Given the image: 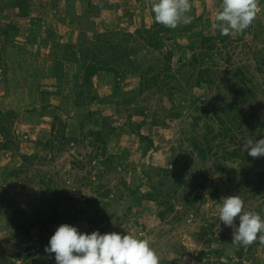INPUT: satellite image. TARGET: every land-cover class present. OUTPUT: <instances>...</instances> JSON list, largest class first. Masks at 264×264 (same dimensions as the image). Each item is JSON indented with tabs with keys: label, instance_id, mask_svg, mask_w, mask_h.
I'll list each match as a JSON object with an SVG mask.
<instances>
[{
	"label": "rangeland",
	"instance_id": "obj_1",
	"mask_svg": "<svg viewBox=\"0 0 264 264\" xmlns=\"http://www.w3.org/2000/svg\"><path fill=\"white\" fill-rule=\"evenodd\" d=\"M5 1L0 0V25L15 21L19 32L10 41L0 37V122L8 119L4 129L0 123V264H56L44 243L60 224L86 234L139 235L160 264H264L259 234L251 245H241L238 257L233 229L219 220L217 206L221 197L239 196L244 211L264 219V183L252 196L248 182L264 170V156L242 150L244 140L264 137V0H258L256 19L242 33L219 32L224 41L213 28L222 0H189L191 22L173 29L161 47L142 35L152 24V0H29L30 14L23 19L15 8L3 6ZM88 6L89 14L82 11ZM47 30L72 43L67 53L77 56V62L58 66L62 78L50 75ZM109 30H122L112 42L116 49H131L132 61H124L115 74L97 69L89 92L81 75L86 63L98 65L101 57L89 48L96 32ZM28 31L34 38L25 42ZM203 34L213 35L212 57L206 59L216 64L214 83L194 85L186 93L182 77L197 71L190 61L193 54L201 56ZM168 49L172 69L159 77L168 79V86L162 81L147 86L142 74L156 59V70L161 69ZM236 67L254 96L248 98L245 85L234 83ZM231 117L238 123L219 133L221 120L226 125ZM99 129L104 130L98 139ZM205 132L211 146L202 159L191 138L204 143ZM235 147L242 158L224 156ZM160 167L184 173L176 192ZM151 183L171 208L145 195ZM19 221L30 227V236L20 234ZM234 223L238 227V217Z\"/></svg>",
	"mask_w": 264,
	"mask_h": 264
},
{
	"label": "clouds",
	"instance_id": "obj_2",
	"mask_svg": "<svg viewBox=\"0 0 264 264\" xmlns=\"http://www.w3.org/2000/svg\"><path fill=\"white\" fill-rule=\"evenodd\" d=\"M154 21L175 29L180 24H189L191 10L189 0H152ZM258 0H222L215 15L213 28L221 35L242 33L256 19ZM253 158L264 156V137L243 141V149ZM219 220L233 229L232 243L244 246L259 241L264 244V219L255 211H244V202L239 196L221 197L217 204ZM239 218L238 227L234 223ZM45 252L55 256L56 264H160L155 250L147 239L139 235L117 232L90 234L78 232L69 224H60L49 238Z\"/></svg>",
	"mask_w": 264,
	"mask_h": 264
},
{
	"label": "trees",
	"instance_id": "obj_3",
	"mask_svg": "<svg viewBox=\"0 0 264 264\" xmlns=\"http://www.w3.org/2000/svg\"><path fill=\"white\" fill-rule=\"evenodd\" d=\"M6 7H13L15 8L14 12L15 15H17L18 17H20V19H23L24 17H27L30 14V3L29 0H6L4 2V5ZM1 6V7H3ZM83 6H85V4L83 3ZM91 6V5H90ZM84 7L82 8V11L84 10L85 13L89 14L92 10L89 9V7ZM151 16H152V24L149 28H145L143 30L142 34L145 41H148L152 46L155 47H161L163 45V40L165 39H170L171 36H173V29L165 27L162 24L156 23L154 21V13L151 10ZM199 18L201 17L200 15L198 16ZM75 19H70L69 21H72ZM205 25V24H204ZM19 32V26L17 25V23L15 21L9 20L8 22H6L3 26L0 25V37H6L7 41H10V39L17 37ZM138 32L140 33V29H138ZM27 36L24 37L25 42L26 41H31V39L34 38V34L33 36L29 37L30 35V31L27 32ZM47 33H50V43L48 44V48L50 50L49 53V57L52 58L54 66H52V69L50 71V75L56 76L57 78H62L63 77V72H61L58 68V66L60 67L61 65H63V61L64 60H68L70 61L71 59H73L72 61L77 62V56H75V52L71 51V53H67V51L71 50L70 48L73 47L72 43H64L63 41L60 40L59 36H57L56 34H54V32H52V30H47ZM123 34L122 30H109V31H98L94 34L95 36V41L92 43V46L89 48L90 52H92L94 54H98L101 55L100 58H98V61H96L98 63V65L96 64H91L90 62L85 64V74L81 75L82 77L80 79H84V81L87 84V89L90 92L92 90L91 88V80L90 77L96 72L97 69L101 68V69H105V70H112L114 71V74L117 73L119 71L118 67L119 65H121L122 63H124V61H127L128 59H130V61H132L131 57H130V52L131 49H127V48H121V49H116L117 46H115V44H113L112 40L115 38L114 36H117L119 34ZM200 34V33H198ZM127 35L131 36V33H127ZM218 40L219 41H224L225 37L220 36L219 31H218ZM212 34H203L201 37V43L200 45L203 47V49L200 52V58L197 57L196 54H193L192 59L190 61V63L193 65V63H195L196 65H194V67H197V71L194 73L191 72L188 75L191 77H182L185 80V83L182 85V87H187V92H191V87L192 86H200L202 85L203 82L205 83H214V70H216V64L215 63H210V60L206 59L211 58L212 57V52L209 50L213 48L214 43L212 42ZM137 38V37H136ZM2 39H0V53L1 50L3 48H1V46L3 45L2 43ZM21 42H18V44H20ZM22 45V44H21ZM22 49H25V47L23 46H19ZM190 48H194L193 44L190 43L189 44ZM88 53V52H87ZM166 57L164 59L163 62V66L161 67V69L156 70V67L160 64V61L158 59H156V63L154 64H147L148 65V69L145 70V74H142L143 77V81L144 83H146L147 86H149V84L151 83H158L161 81L163 82V84L168 86V79H165L164 76L162 75L161 80L159 79V77H161V74L166 73L167 71H170L172 69L171 67V58H172V52L170 49L166 50ZM85 59L87 58V55L83 54L82 55ZM109 56V58H108ZM63 59V60H62ZM205 60L209 61V64H205ZM147 61V59H146ZM85 62L83 61L82 64H84ZM155 68V69H154ZM154 72H151L153 71ZM178 70V69H177ZM176 73H179V71H177ZM176 73H174V75H176ZM194 73V75H193ZM233 73L236 75V79L234 80V83H241L242 86L245 85L246 87V93L248 94V98L254 96V91L252 88H250L247 85V81H246V75L245 73L242 71L241 68L236 67L233 70ZM79 73L76 72L75 76L77 78V76ZM84 76V77H83ZM116 76V75H115ZM178 76V75H177ZM76 84H78L79 82L75 81ZM172 86H169V88H171ZM179 89V88H177ZM181 90V89H180ZM182 91V90H181ZM173 94V93H172ZM206 111V110H204ZM175 114H177V112H175ZM179 114V113H178ZM177 114V115H178ZM0 117H4V114H2L1 109H0ZM6 120H2L1 126L3 127V129L6 127L5 125V121H7V118H3ZM4 121V122H3ZM222 122V128L219 131V133H224L227 134L232 127L238 123V121H236L233 117H231L229 119V121H227V124L225 125V121L221 120ZM54 125V123H53ZM108 126L106 121H104L101 125V127H103L105 129V127ZM104 129H99V130H95L94 133L96 134V136L98 137V139L101 137L102 132ZM106 130V129H105ZM142 138H147V136H143L141 135ZM199 137V136H198ZM202 139H205L204 143H201L199 141V139H197V137H192L191 138V143L193 145V148L197 151V153L199 154V156L204 159L205 158V153L206 150L210 149V144H209V139L207 137L206 132L203 133V136H201ZM211 137H215V135L213 134ZM1 145V143H0ZM2 145H5L2 144ZM4 147V146H3ZM147 147V146H146ZM230 159H237V158H242V152L239 149V147H235L233 149L230 150H225V155ZM80 161H78L79 163ZM232 168V173L235 174L237 172V168L235 167H231ZM160 170H162V175L164 178H166L167 176L170 177V180L173 181V193L176 192V190H178V187L181 186L182 182H183V176L184 173H177L176 171H171V169L169 168H165V167H160ZM256 178L251 179L250 182L251 183V187L249 188L251 191V195L254 196L258 193V191L262 188L263 183H264V170H260L255 172ZM163 180H160V184L162 185ZM150 190L145 193V195H149V196H153L154 199L159 203V204H164L165 206H169V208H171V203L168 204L169 198H162L160 197V193L157 192L156 190V186L154 184H150ZM242 184H240V182L237 183L236 189L241 191L243 188L241 186ZM247 187H244V189H246ZM253 188V189H252ZM254 189H257V191L255 192ZM131 192H135V189L130 190ZM51 199L47 198V202L51 203ZM188 201V200H187ZM168 208V207H167ZM53 209H56L55 206ZM164 214H165V210L160 211L159 215L161 217L164 218ZM11 219V218H10ZM11 221V220H9ZM16 221V220H15ZM40 222V221H39ZM15 224V222H14ZM212 223H209V227H211ZM17 227L20 229H22V231L20 232V234L23 235H29L30 236V227H26L24 223L22 222H17L16 223ZM43 226L44 229L48 228V225L45 224V222H43ZM24 227V229L22 228ZM44 237L41 235L40 236V240H42ZM49 242L46 241V243H44L45 245H47ZM43 243V242H40ZM238 248L236 249V253L238 255V257L241 255L242 252V248H241V244H238ZM18 252L15 253V255H17Z\"/></svg>",
	"mask_w": 264,
	"mask_h": 264
}]
</instances>
